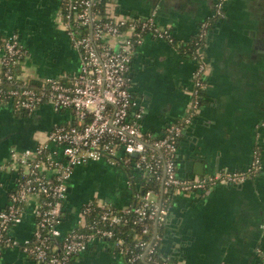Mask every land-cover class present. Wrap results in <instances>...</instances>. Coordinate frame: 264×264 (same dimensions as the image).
I'll return each mask as SVG.
<instances>
[{
    "label": "crops",
    "instance_id": "0c3cea01",
    "mask_svg": "<svg viewBox=\"0 0 264 264\" xmlns=\"http://www.w3.org/2000/svg\"><path fill=\"white\" fill-rule=\"evenodd\" d=\"M63 1L0 0V36H19L26 53L23 75L42 79L78 68L80 52L59 19ZM213 1H107L114 14H154L160 24L170 26L177 41L147 34L133 54L130 86L143 109L144 130L160 135L185 113L196 62L179 44L195 38ZM225 4L227 18L215 22L202 49L208 63L203 103L179 141L176 164L183 177L247 169L255 145L264 146V7L256 0ZM69 116V110L50 104L21 112L0 101V210L19 177L12 151L34 148ZM90 199L119 207L133 202L125 169L109 161L76 167L60 224L63 232L76 225L80 206ZM38 200L32 196L13 225L16 244L2 250L0 264H41L25 250L36 228ZM163 227L159 254L179 264H264V167L241 183H217L206 195L175 193ZM74 264L124 263L111 245L97 242L80 252Z\"/></svg>",
    "mask_w": 264,
    "mask_h": 264
},
{
    "label": "built area",
    "instance_id": "2783aa9c",
    "mask_svg": "<svg viewBox=\"0 0 264 264\" xmlns=\"http://www.w3.org/2000/svg\"><path fill=\"white\" fill-rule=\"evenodd\" d=\"M62 6L59 19L80 52L77 69L40 78L38 85L28 84L29 76L12 70L25 55L19 36L5 35L0 43V71L4 70L0 83L4 78L18 83L9 88L0 85V95L14 110L31 112L50 104L55 110L70 112L34 148L12 151V167L19 177L6 207L0 210V256L5 247L16 244L11 229L22 219L30 198L37 195L36 228L25 250L39 263L74 264L80 252L103 242L115 249L124 264H171L172 258L160 260L157 254L173 195H206L215 184L241 183L261 167V154L254 147L247 169L193 178L178 173L179 141L201 108L208 83L202 49L211 21L201 23L195 38L198 46L191 53L196 67L189 105L159 135L140 124L143 109L131 90L130 71L135 49L147 34L175 41L170 26L160 24L154 14L130 17L111 13L107 3L102 12L95 0H64ZM97 161L125 169L134 202L119 207L107 200L90 199L80 206L76 225L63 232L60 224L73 173L76 167ZM140 181L149 185L144 188ZM125 225H130V233L123 229Z\"/></svg>",
    "mask_w": 264,
    "mask_h": 264
},
{
    "label": "trees",
    "instance_id": "16d2710c",
    "mask_svg": "<svg viewBox=\"0 0 264 264\" xmlns=\"http://www.w3.org/2000/svg\"><path fill=\"white\" fill-rule=\"evenodd\" d=\"M107 1L108 0H95V7L101 9V11L104 12V10L106 8ZM61 7H63V6H61ZM2 37L3 36H0V43H2ZM174 42L177 43L176 40ZM197 46L198 45L195 44V38L192 41L185 43V45L184 44H179V48L182 49V51H185V52H187L189 54L193 53L196 50ZM24 53H25V48H24ZM24 58H25V55H23L20 63L14 65L12 67L13 72L16 73L17 75L20 72H22V70H23L22 63H23ZM3 75H4V70H1L0 71V78L3 77ZM15 84H18V83L17 82H15V83L14 82H9L5 78L3 79L2 83H0V85L4 86L5 88L12 87ZM28 84L38 85L39 84L38 78L36 79V78L30 77V81L28 82ZM0 101H5V99L2 97V95H0ZM129 173L132 174V171L130 170ZM140 182L142 183V186H144V188H146L149 185V184L147 185V183H144V181H140ZM155 187L158 188V184H155ZM123 229L128 233L130 231V225H125L123 227ZM157 257L160 260L163 259L162 256H160L159 253L157 254ZM175 263L176 262L174 260L171 261V264H175Z\"/></svg>",
    "mask_w": 264,
    "mask_h": 264
},
{
    "label": "flooded vegetation",
    "instance_id": "af4514ba",
    "mask_svg": "<svg viewBox=\"0 0 264 264\" xmlns=\"http://www.w3.org/2000/svg\"><path fill=\"white\" fill-rule=\"evenodd\" d=\"M227 1L228 0H214L213 1V5H212L211 14L200 21L199 29H200V25H201V23L203 21H205V20H210L211 21V26H210V29H209L208 36L210 35V31L212 30L213 25L215 24V22H217L218 20H221V19L224 20V19L227 18V12L225 10V5H226L225 3ZM256 2L258 4L260 2V4L264 7V0H256ZM219 3H221V4L219 5ZM263 14H264V9H263ZM263 28H264V26H263ZM199 29H198V31H199ZM197 35H198V33H197ZM197 35L195 36V38L197 37ZM206 41H207V39H206ZM255 147L258 148V150H259V152L261 154V167L259 168V170L253 176H257L258 174L262 173L263 167H264V146L262 144H260V142H259L258 144L255 145Z\"/></svg>",
    "mask_w": 264,
    "mask_h": 264
},
{
    "label": "water",
    "instance_id": "95a60500",
    "mask_svg": "<svg viewBox=\"0 0 264 264\" xmlns=\"http://www.w3.org/2000/svg\"><path fill=\"white\" fill-rule=\"evenodd\" d=\"M172 258H174V257H172Z\"/></svg>",
    "mask_w": 264,
    "mask_h": 264
}]
</instances>
